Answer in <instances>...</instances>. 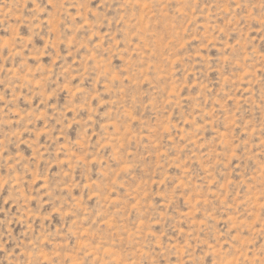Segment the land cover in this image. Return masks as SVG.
I'll return each mask as SVG.
<instances>
[{"label":"rangeland","instance_id":"1","mask_svg":"<svg viewBox=\"0 0 264 264\" xmlns=\"http://www.w3.org/2000/svg\"><path fill=\"white\" fill-rule=\"evenodd\" d=\"M0 264H264V0H0Z\"/></svg>","mask_w":264,"mask_h":264}]
</instances>
